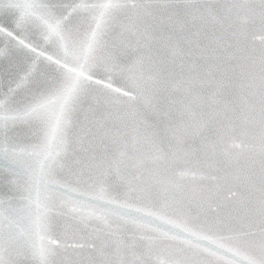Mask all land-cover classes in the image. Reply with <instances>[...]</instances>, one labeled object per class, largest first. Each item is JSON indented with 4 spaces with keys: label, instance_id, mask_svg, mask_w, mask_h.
<instances>
[{
    "label": "snow or ice",
    "instance_id": "obj_1",
    "mask_svg": "<svg viewBox=\"0 0 264 264\" xmlns=\"http://www.w3.org/2000/svg\"><path fill=\"white\" fill-rule=\"evenodd\" d=\"M0 264H264V0H0Z\"/></svg>",
    "mask_w": 264,
    "mask_h": 264
}]
</instances>
